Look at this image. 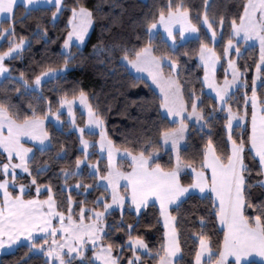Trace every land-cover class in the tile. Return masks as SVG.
<instances>
[{"label":"snow or ice","instance_id":"1","mask_svg":"<svg viewBox=\"0 0 264 264\" xmlns=\"http://www.w3.org/2000/svg\"><path fill=\"white\" fill-rule=\"evenodd\" d=\"M40 0H0V37H7L9 46L0 51V76L8 74L11 77L6 60L20 57L27 43L23 35L17 37L15 31V6L22 3L26 7L37 4ZM44 4L55 5L52 13L58 18V13L65 11L62 0H43ZM208 0H205L207 5ZM238 11L229 17L220 15L210 17L205 11L193 22L190 10L182 2L173 3L168 0L166 8H160L158 15L147 21L148 42L141 47L124 46L119 58L120 65L129 74H147L151 83L159 89V107L165 111L166 117L172 118L175 127L165 129L161 136L164 145H169L174 154V162L170 159L167 165L159 162L158 149L141 147L139 150L129 147H118L110 139L105 130V122L100 113L89 103L88 95L82 88L73 92L69 99L67 94L59 97V107L53 111L52 102L42 92V84L48 80L63 77L71 69L76 56L71 47L83 45L86 35L93 22V12L79 3L70 8L67 19V36L63 40V63L59 68L46 67L34 76L32 84L20 73L21 85L15 88L19 95L36 94V99L47 103V111L37 114L29 105L31 114L21 115L14 111V105L0 100V150L5 160L0 161V251L19 246L21 238L29 250H38L46 258L45 264H73L79 258L80 264H122L119 253L125 249L130 251L126 264H146L144 256L152 258L154 264H178L175 259L181 252L177 217L170 211L172 206L179 209L180 205L191 196L200 194L210 201L209 215L223 227V240L214 251L210 237L202 233H194L193 239L199 244L194 252L193 264H254L250 257H259L264 264V200L253 201L251 198V183L249 176L253 168L249 160L257 161L259 172L264 174V108L257 111V79L264 68V0H241ZM55 19L53 20V23ZM201 24L205 33L201 35ZM230 29L225 39V25ZM163 28L168 40L172 42V50L177 46V32L181 41L192 38L199 41L197 51L200 65L203 68L202 85L214 94L215 104L210 106L205 115L203 95H197L194 89L189 90L185 98L184 84L178 78V60L164 52L157 54L153 47V30ZM37 38H47V30L36 32ZM223 41L222 52H218L216 44ZM258 42L260 49L259 61L256 63V75L251 81V130L246 135L234 138V121L236 126L245 120L247 113L239 114V109L233 110L230 103L234 88H247L246 69H241L236 57L241 55V49L249 42ZM119 46H110V49ZM95 48V46H94ZM188 55L187 52L184 53ZM222 57L227 58L231 78L226 74L223 81L216 78L217 64ZM167 65L169 72H165ZM136 80H144L143 75H136ZM135 86V84H133ZM261 86H264L262 84ZM21 87L23 92H21ZM246 95V94H245ZM247 99V95H246ZM86 109V128L78 127L74 118L75 101ZM66 108L73 130L79 132V144L83 153L75 158V170L60 168L65 186L61 191H68L66 205L62 208L53 194L51 185H44L47 192L45 199H40L41 185L37 176L48 170L47 161L35 169L31 167L33 150L22 142L24 138L39 143L40 151L51 147L50 134L45 128V120L53 117L61 121L62 109ZM217 113L224 114L223 127L227 131L226 143L221 148L214 143L211 131L203 145L199 161L184 159L181 156L182 142L186 140L189 128L188 121L193 119L201 130L208 128L216 119ZM99 130V140L89 141L85 132L95 134ZM47 142V144H46ZM98 144L101 154L106 153L107 165L103 171L99 162L89 161L90 147ZM246 149L248 151L246 152ZM66 150L56 153V160H63ZM129 158V170H124L117 164V156ZM15 161V162H14ZM87 164L91 169L89 175L95 178L94 184H85L77 180L74 185L67 183L70 177L81 175V165ZM17 169L30 177L28 184L17 183ZM190 170V181L182 182V171ZM35 171L36 175H33ZM121 181H124L121 191ZM30 186L35 188V196L25 198ZM264 187V181L260 182ZM103 188L104 191L96 197L94 207L88 208L84 201H74L71 196L73 189H83L85 193ZM159 204V215L163 218V242L158 248H150L144 237L133 234L139 224L142 209L149 204ZM137 215L136 224H126L124 209ZM78 209V211H77ZM120 210L118 222H109L108 216ZM201 227L205 226V217H200ZM150 227V225H149ZM125 231L126 239L121 244L111 241L110 234ZM114 249L119 251L114 254ZM91 250V257L86 252ZM231 258V259H230ZM23 264V262H21Z\"/></svg>","mask_w":264,"mask_h":264},{"label":"trees","instance_id":"2","mask_svg":"<svg viewBox=\"0 0 264 264\" xmlns=\"http://www.w3.org/2000/svg\"><path fill=\"white\" fill-rule=\"evenodd\" d=\"M181 2V0H173V3ZM182 2L190 10V16L193 22H197L196 18L202 16L207 11L209 16H215L217 19L220 15L229 17L236 13L241 0H182ZM79 3L88 7L93 12L92 30L83 47L72 45L71 51L76 56L71 69L67 73L57 79H52L42 84V92L48 101L52 102V110L58 107V99L60 96L67 94L71 99L73 92L78 93L79 89L86 91L89 103L100 113L105 122V130L107 135L113 142L122 149L124 147L139 150L141 147L157 148L159 162L167 165L170 159L174 162L172 153L163 148L161 144V133L170 127L176 125L169 121L162 113L159 107V94L146 80H136L133 74H129L128 70L123 68L119 63L122 55L121 49L124 46L129 48L141 47L148 42L147 21L152 19L154 15H158L160 8H166L168 0H79ZM65 5V11L58 13V18L53 23L52 13L54 8H24L21 5L15 7L16 36L21 35L27 38V43L17 59H11L6 62L9 66L11 77L9 76L0 82V100L10 105H14V111H18L21 115L31 114L29 105L34 107L37 114L47 111V103L43 100L36 99L35 93L27 95H19L15 88L21 85L20 73L24 72V79L29 83L34 80V76L38 75L46 67L59 68L63 63L61 48L63 40L67 36V19L70 15V8L77 6V0H62ZM4 26L7 27V20H4ZM201 28V35H204V28ZM47 30V38H37L34 33ZM230 29L225 25V39ZM153 47L157 50V54L167 52L178 60V78L184 84L185 98H187L189 90L194 89L197 95L204 93L203 99L205 115H207L210 106L215 104V100L205 92L202 85L203 68L198 62L199 41L195 39L187 40L183 43H177L175 51H173L167 43L157 33L152 39ZM9 46L8 39L5 36L0 43V51H4ZM95 46V48H94ZM110 46H119L110 49ZM218 52H222L223 41L216 44ZM188 55L185 56L184 53ZM258 49L256 46L242 47L241 55L235 56L238 66L243 70L246 69L245 75L241 77V81L247 80V88L243 86L235 89L234 95L230 101L233 110L239 109V114L244 115L245 122L243 126H234V138H239L241 134L250 133L249 129V105L248 97L251 96V81L258 60ZM223 75V64L217 70V79L221 81ZM260 86L257 88V97L263 96L264 86V68L261 69L259 77ZM135 84V86H133ZM21 92L23 88L21 87ZM247 99H246V95ZM76 123L83 125V115L77 112ZM224 114L217 113L216 119L208 128L201 130L194 125H189L186 133V140L181 147V156L184 159L199 161L200 153L203 145L208 138V132L214 143L223 148L227 139V131L223 127ZM46 129L50 134L51 147L46 148L43 152L38 149L33 150L31 167L33 169L42 166L45 161L48 162V170L37 176V181L44 185H51L54 197L62 202V208L66 205V197L68 191H61L65 186L64 177L60 174V168H68L75 170V158L83 153L79 151V139L77 135L70 130V126L63 122L62 129L58 130L50 123L46 125ZM85 138L93 142L97 140V134L85 133ZM61 146L66 150L67 155L63 160H56L55 155L61 150ZM248 149H246V152ZM90 162H99L101 171L105 169L104 159L100 158L95 147H90ZM4 158L0 153V161ZM248 163L253 168L249 181L252 185L251 198L253 201L264 200V187L260 186L263 175L259 172L257 161L249 160ZM118 166L124 170L129 167L127 160H119ZM33 175H36L35 171ZM20 183L28 184L30 177L17 178ZM77 180L85 184H94L95 178L89 175L87 166H83L81 175L70 177L68 184L74 185ZM190 181L189 174H182V182ZM104 189H93L85 193L81 188L73 189L71 196L74 201H84L88 208L94 207V201ZM33 191H28L25 198L35 196ZM47 192L40 194L39 198L44 199ZM210 201L193 195L184 200L179 209L173 207L170 211L177 217L176 227L179 234L181 252L177 259L178 264H193L194 252L198 247V239H193L194 233H202L210 237V244L216 251L222 240L223 230L218 226L217 221L209 215ZM78 211V209H77ZM124 221L126 224H136L137 215L134 211H129L127 206L124 209ZM121 216L120 210H116L108 216V221L118 222ZM205 217V226L201 227L200 217ZM150 225V227H149ZM164 229L160 220L159 210L156 205L150 204L141 211L139 216V224L133 234H140L144 237L150 248H158L163 242ZM111 241L115 244H121L125 241V231H116L110 234ZM119 250L114 249V254ZM122 258V264H126V257L131 253L125 249L119 253ZM86 257H91V250L86 252ZM146 264H154L152 258L144 256ZM45 264V260L40 255L30 253L29 247L19 245L12 251L0 256V264ZM73 264H80L79 258L73 261ZM254 264H260L254 262Z\"/></svg>","mask_w":264,"mask_h":264},{"label":"rangeland","instance_id":"3","mask_svg":"<svg viewBox=\"0 0 264 264\" xmlns=\"http://www.w3.org/2000/svg\"><path fill=\"white\" fill-rule=\"evenodd\" d=\"M17 5H21V6H23L24 8H27V9H29V8H32V9L34 8V9H35V8H39V7H50V8L52 7V8H54V11H56V9H55V5H54V4H52V5L44 4V3H43V0H40V2L37 3V4L29 5V6H27V7H26L25 5H23L22 3H18ZM17 5H16V6H17ZM16 6H15V7H16ZM54 19H56V18L53 17V20H54ZM4 20H6V18H4ZM202 27L204 28V26H202ZM91 30H92V25L90 26L89 31H88V33H87V35H86L85 42H86L87 38L89 37V35H90V33H91ZM153 32H154V36H155L157 33H159L160 36L162 37V39H163V40L167 43V45L172 49V47H171L172 42H171L170 40L167 39L166 34L164 33L162 27H160L158 30H153ZM204 32H205V28H204ZM154 36H153V37H154ZM3 38H4V37H0V43H1V41L3 40ZM190 39H195V37L193 36L192 38H189V39H187V40H190ZM187 40L181 41L180 38H179L178 32H177V41H178V43H183V42H185V41H187ZM85 42L83 43V45H81V46H79V47H83L84 44H85ZM73 45L76 46V44H73ZM249 46H256V47H257V49H258V53H259V54H258V60H259V57H260V49H259V44H258V42L252 41V42H249L248 44L244 45L243 47L245 48V47H249ZM63 51H64V49H63V47H62V48H61V52H63ZM234 59H235V58H234ZM7 61H8V60H6L5 63H6ZM198 62L200 63L199 59H198ZM221 64H223V75H222V77L224 78V76H225V74H226L225 70L227 69V74L229 75V78H231V69L228 68L227 58H225V57H222V59L220 60V62L217 64L216 78H217V70L219 69V67L221 66ZM201 67H202V66H201ZM165 72H166V73L169 72V69H168L167 65H165ZM253 75H256V68H255V71H254ZM8 76H9L8 74H5L4 76H0V82H1L3 79L7 78ZM223 78L221 79L220 82L223 81ZM202 79H203V78H202ZM17 80L21 82L20 79H17ZM217 80H218V79H217ZM48 81H49V80H48ZM32 83H33V81H32L31 83H29V84H32ZM258 83H259V78L257 79V84H258ZM235 89H237V88H234L233 91H235ZM204 90H205V92H206L207 94H209L210 96L212 95V96H211L212 98L214 97V94L211 93V91H210L209 89H207L206 87H204ZM250 98H251V96L248 97L247 101H249ZM73 111H74V118H75V121H76V118H77V115H76L77 112L83 115V119H84V123H83V125H78V124L76 123L77 126H78V127H82V128H86V127H87V126H86V120H87L86 109H84L83 106H81V105L79 104V101H78V100H76L75 103H74ZM70 119H71V118L69 117V115H68V113H67V109L64 108V109H62L61 121H60V122H57V121H55V119H54L53 117H49L48 119L45 120V128H46V125H47L48 123H50L51 125H53L54 128L60 130V129H62L63 122H65V123H67V124L70 126V130L73 131V132L77 135V137H78V139H79V132L73 130L71 123H69ZM244 122H245V120H244L240 125H243ZM233 123H234V126H236V122L234 121ZM85 133H88V132L86 131ZM95 134H97V140H96V141H98V140H99V130H96V131H95ZM88 140H89V139H88ZM89 141H91V140H89ZM22 142L25 143V146H26V147L32 148V150H34V149H38V150H39L40 147H41V146L39 145L38 142L28 140L27 138H24V140H23ZM46 144H47V142H46ZM80 147H81V146H80V144H79V149H80ZM45 149H46V148H45ZM89 151H90V149H89ZM96 151H97V153L99 154L100 158H103V159H104V163H105L104 166L106 167V165H107V155H106V153H104V154H101V153H100V150H99V146H98V144L96 145ZM0 153H1V155L3 156V158H4V160H5V155L2 153V150H0ZM30 155H33V152H32ZM116 159H117V164H118L119 160H127L128 162L130 161L129 158H121L120 155H118ZM14 162H15V161H14ZM91 163H92V162H91ZM96 163H97V162H93V164H96ZM129 163H130V162H129ZM83 166H87V164H83V165H81V170H82V167H83ZM88 170H89V173H90V172H91V169L88 168ZM16 171H17V178H19V177H26V176H27V174L22 173L20 169H17ZM17 183H20V182L18 181V179H17ZM22 183H23V182H22ZM28 183H29V182H28ZM124 183H125L124 181H121V186H122V187H123V184H124ZM122 187H121V191H122ZM28 191H33V193L36 194V193H35V188H34V186H30V188H29ZM44 191H45L44 187H41V193H43ZM41 193H40V194H41ZM45 198H46V197H45ZM45 198H44V199H45ZM0 200H2V195H0ZM117 210H119V209H117ZM21 241H22V242L20 243V245H26V246H27V244L23 242V241H24V238H21ZM16 247H17V246H14L13 248L5 249V250H3V251H0V256H1L2 254H5V253H8V252L12 251V250L15 249ZM27 247H28V246H27ZM30 253H31V254H34V255H40V256H42L43 259L46 261V258L44 257L43 253L39 252L38 250H31ZM96 264H99V262H96Z\"/></svg>","mask_w":264,"mask_h":264},{"label":"crops","instance_id":"4","mask_svg":"<svg viewBox=\"0 0 264 264\" xmlns=\"http://www.w3.org/2000/svg\"><path fill=\"white\" fill-rule=\"evenodd\" d=\"M17 4H18V3H17ZM4 18H5V17H0V19H3V20H4ZM132 74H133L134 76H136V75H143V76L145 77L144 80H146V81H147V82L153 87V89L159 94V96H160L159 89L156 88V86L153 85V84L151 83V80L147 78V74H146V73H144V74H136V73H132ZM263 84H264V83H263ZM259 86H260V83L257 84V88H258ZM211 96H212V95H211ZM248 105H249V111H250V116H249V129L251 130V112H252V100H251V98H250L249 101H248ZM261 108H264V89H263V96H262V98L260 99L259 97H257V111L259 112ZM162 113H163V115L166 117L165 111H164L163 109H162ZM166 118H167L169 121L172 120V118H170V117H166ZM188 123H189V125H194L195 127L199 128L198 124L195 122L194 119H193L192 121H188ZM240 126H243V125H240ZM186 133H187V132H186ZM161 144H162L163 148H165V149H167V150H169V151L171 152L170 144L167 145V146L164 145V143H163V138H162V137H161ZM182 146H183V142H182ZM182 146H181V147H182ZM171 153H172V152H171ZM172 155H173V159H174V154L172 153ZM129 162H130V161H129ZM127 170H129V168H128ZM184 173L189 174V173H190V170H189V169H185V170L182 171V174H184ZM262 175H263V179H262V181H264V174H262ZM122 190H123V187H122ZM195 195L200 196V194H195ZM200 197H201V196H200ZM150 204H152V203H150ZM150 204H149V205H150ZM154 205H156L157 208H158V210H159V204L156 203V204H154ZM173 207H175V206H172V207L170 208V210H171ZM142 210H143V209H142ZM160 220H161V223H162V226H163V218L160 217ZM217 223H218V226L223 230L222 225H220L218 221H217ZM163 229H164V227H163ZM179 257H180V253L177 254V257H176L175 259L177 260ZM230 259H231V258H230ZM248 260L251 261V262H256V263H260V264H262V262H261V260H260L259 257H255V256H253V257L248 258Z\"/></svg>","mask_w":264,"mask_h":264}]
</instances>
